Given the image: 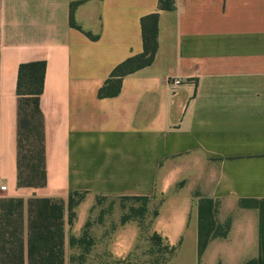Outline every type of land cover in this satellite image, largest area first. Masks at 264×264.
<instances>
[{"label": "crops", "instance_id": "crops-1", "mask_svg": "<svg viewBox=\"0 0 264 264\" xmlns=\"http://www.w3.org/2000/svg\"><path fill=\"white\" fill-rule=\"evenodd\" d=\"M77 1L81 30L69 21ZM152 12L153 62L99 98L113 68L142 51L140 19ZM34 61L46 63L41 188L16 185L17 75ZM2 185L3 197L64 202V264L96 197L125 196L150 197L147 220L155 206L158 214L148 233L176 247L173 264L179 255L184 264H264V0H174L170 10L158 0H0ZM74 191L86 194L69 222ZM228 219L226 237L214 238ZM115 224L99 222L94 246L121 257L141 227ZM23 234L26 246V207Z\"/></svg>", "mask_w": 264, "mask_h": 264}, {"label": "trees", "instance_id": "trees-1", "mask_svg": "<svg viewBox=\"0 0 264 264\" xmlns=\"http://www.w3.org/2000/svg\"><path fill=\"white\" fill-rule=\"evenodd\" d=\"M79 1L70 4V25L81 30L74 20V10ZM174 0H158V10H170ZM142 51L131 55L111 71L108 79L98 90L99 98L114 97L121 90L122 79L141 68L150 65L156 54L158 42V12L144 15L140 19ZM88 38L97 36L89 32ZM46 63L34 61L22 63L18 69L16 93V185L17 187L41 188L46 185V149L44 117L40 107L43 91ZM85 192L70 193L67 201L69 222L75 219V209L84 199ZM105 198V197H100ZM121 200H136L138 208L131 207L130 212L120 217V224L137 221L140 227L148 230L158 212L155 208L151 219L147 220V205L150 197L125 196ZM27 209V240L24 242V213ZM64 211L62 200L31 197L27 201L21 198L0 196V264H64ZM217 214V207L215 209ZM103 216L100 215V222ZM84 225L82 235L70 237V246L83 247L82 257L87 255L94 240ZM230 228L229 219L218 222L213 233L214 238L226 237ZM149 240L174 253L176 247L166 244L163 238L153 232ZM156 243V244H157ZM26 247V252H25Z\"/></svg>", "mask_w": 264, "mask_h": 264}, {"label": "rangeland", "instance_id": "rangeland-1", "mask_svg": "<svg viewBox=\"0 0 264 264\" xmlns=\"http://www.w3.org/2000/svg\"><path fill=\"white\" fill-rule=\"evenodd\" d=\"M159 199L160 198L156 195L155 203ZM139 206L140 202L132 199L121 200L120 198L96 197L94 205L90 208L87 219L89 222L87 231L89 236L93 238L94 245L96 244V240H98L99 236L104 231L102 228L98 227L101 214L103 216V221L106 220L107 225L112 227L114 225L116 226L115 222L118 225L120 224V217L124 213L130 212L131 207L138 208ZM83 229L76 237L82 235ZM149 235L148 230L141 228V232L131 250L121 257H115L111 252L108 253V251L107 253H100L99 251H101V249H98V247L94 245L88 254L82 257L83 247L78 245L70 247L69 264H173L172 260L174 253H170L164 247V243L159 244L157 242L150 241ZM183 261L185 260H182L179 255L175 259L174 264H184Z\"/></svg>", "mask_w": 264, "mask_h": 264}, {"label": "built area", "instance_id": "built-area-1", "mask_svg": "<svg viewBox=\"0 0 264 264\" xmlns=\"http://www.w3.org/2000/svg\"><path fill=\"white\" fill-rule=\"evenodd\" d=\"M170 84L172 85H179L182 83V80L181 79H178V78H174V79H170L169 81ZM1 190H5L6 189V186L5 185H2L0 187Z\"/></svg>", "mask_w": 264, "mask_h": 264}]
</instances>
